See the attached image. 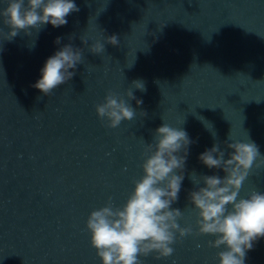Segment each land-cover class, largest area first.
I'll return each instance as SVG.
<instances>
[{
  "label": "water",
  "instance_id": "obj_1",
  "mask_svg": "<svg viewBox=\"0 0 264 264\" xmlns=\"http://www.w3.org/2000/svg\"><path fill=\"white\" fill-rule=\"evenodd\" d=\"M74 2L79 11L59 28L47 24L8 41L0 24V264H101L88 215L109 197L116 206L126 201L143 175L146 144L163 123L193 141L172 207L183 212L181 226L194 231L189 192L203 186V175H225L199 155L219 144L227 158L225 142L250 139L264 156V0ZM112 35L116 46L107 43ZM97 41L104 43L101 54L90 51ZM67 44L82 51V63L44 95L32 85ZM135 80L146 91L135 89ZM129 90L135 117L108 127L96 105L109 92L127 101ZM253 190L264 192V166H253L240 196ZM212 239L187 236L172 245V256L141 260L219 264L222 249L209 247ZM245 264H264V237Z\"/></svg>",
  "mask_w": 264,
  "mask_h": 264
},
{
  "label": "clouds",
  "instance_id": "obj_2",
  "mask_svg": "<svg viewBox=\"0 0 264 264\" xmlns=\"http://www.w3.org/2000/svg\"><path fill=\"white\" fill-rule=\"evenodd\" d=\"M3 4L6 6H0V24L9 29L8 41L21 31L31 35V29L40 30L47 24L62 27L68 23L67 16L79 11L74 0H3ZM56 43H60V38ZM107 43L118 45V37H107ZM90 51L103 53L104 43H93ZM82 59L80 49L64 45L46 60L40 79L32 87L51 95L54 89L72 79L75 72L69 69L74 70ZM132 84L135 89L146 91L142 80ZM126 95L127 101L109 92L105 101L96 105L97 116L106 120L108 127L116 128L122 121L135 117L136 111L129 101L136 97L132 90ZM136 103L140 105L143 101L137 99ZM153 139L154 143L146 144L141 164L143 175L133 180L134 187L126 201L116 206L109 197L104 206L88 215L86 229L101 264H143L141 257L153 253L155 259L168 258L174 253L173 244L193 235L214 237L208 246L222 249L217 253L219 264H245L246 253L255 241L264 237V192L253 190L247 197L240 196L253 166H264V156L257 145L250 139L225 142L226 148L232 150L227 158L219 144L199 155L203 165L222 170L225 175H203V186L189 192V203L197 214L194 231L191 225L181 226L178 221L183 218V212L172 207L179 198L193 141L183 128L167 123L155 130Z\"/></svg>",
  "mask_w": 264,
  "mask_h": 264
}]
</instances>
